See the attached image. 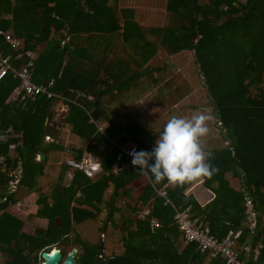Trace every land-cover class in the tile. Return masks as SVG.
<instances>
[{
    "label": "trees",
    "instance_id": "obj_1",
    "mask_svg": "<svg viewBox=\"0 0 264 264\" xmlns=\"http://www.w3.org/2000/svg\"><path fill=\"white\" fill-rule=\"evenodd\" d=\"M119 2L0 0V31L23 41L13 48L0 35V52L11 57L17 72L32 62L31 83L54 94L32 98L22 92L16 97L21 81L15 73L0 80V135L6 137L0 141L3 264H39V254L52 248L65 256L77 249L75 264H96L101 245L110 252L103 264H222L220 259L207 260L195 245L181 244L175 216L187 208L220 239L240 231L242 246L253 232L252 252L241 260L264 264V0H167L169 22L153 29L143 28L135 11L120 9ZM117 37L120 55L113 46ZM161 48L169 56L195 52L208 97L218 105V122L229 138L226 147L210 151L208 162L217 170L183 185L156 183L137 167L115 173L120 149L151 152L158 136L112 115L109 105L129 102L143 77L149 76L148 88L140 87L138 102L157 85L148 65ZM62 103L69 108L63 127L79 144L68 147L74 152L61 145L63 130L50 124ZM47 136L54 141L46 142ZM85 152L100 162L102 173L91 180L77 171L67 186L69 167L63 154L80 161ZM40 154L46 157L43 161H38ZM19 168V183L11 190ZM200 179L215 195L205 207L185 194ZM22 190L37 195L38 210L28 221L47 219L45 229L27 232L26 222L15 214ZM162 190L166 198L160 197ZM249 203L255 222L247 221ZM146 210L149 215L141 218ZM152 221L159 228L153 229ZM88 223L100 224L98 243L77 232ZM106 238L115 248L106 247ZM258 246L261 250L253 260Z\"/></svg>",
    "mask_w": 264,
    "mask_h": 264
},
{
    "label": "rangeland",
    "instance_id": "obj_2",
    "mask_svg": "<svg viewBox=\"0 0 264 264\" xmlns=\"http://www.w3.org/2000/svg\"><path fill=\"white\" fill-rule=\"evenodd\" d=\"M159 1L158 6L154 7L151 3L144 1H134V3L131 2L124 5L125 7H120L135 11L137 16L136 20L139 24L145 29H153L155 27L166 26L169 22L166 14V0ZM207 1L202 0V3L204 4ZM113 44L114 47L118 48V55H120L122 53L120 49L122 48L120 38H115ZM111 57L113 58V56ZM148 67L150 69V77L153 80H157V85L155 87L153 86L151 88L152 90L147 91L143 99L138 102V99L135 100V97L140 92V87L145 86V88H148L145 84L149 81V76L143 77L144 79L136 84V89L130 92L131 98L129 102L123 101L119 103L121 105L120 107L114 104L109 105L111 113L114 112L112 115L122 116L127 121L132 120L144 127L150 135L159 136L165 123L171 116L191 117L198 110H201L212 117L208 122L209 132L202 138L205 152L208 153L212 150H220L226 147L228 143L223 139L222 130L218 127L219 122L215 117L214 106L210 102L207 90L205 89L204 79L198 72L199 67L196 64L194 53L184 52L176 56H169L161 48L159 55L149 63ZM59 105L56 111L59 110L60 112L62 108ZM61 129H63V126ZM67 135L68 133L65 137ZM70 138L71 136H68V140ZM233 187L236 190L241 189L239 185L233 184ZM21 194H25V191L22 190ZM26 207L23 213L30 210V206ZM23 215L25 217L26 213ZM38 226L45 228L47 224L37 219L33 222L27 221L25 230L27 232H34ZM99 226L100 224L98 223H88L80 231L87 235L89 237L87 239L90 241L98 243L100 236ZM115 238L117 241L119 235H116ZM105 241H107L106 247L109 248V241L111 239L106 238ZM111 245L110 250L115 248L113 247L115 243ZM109 253L107 251L105 255H109ZM3 262L4 255L1 254L0 264H3Z\"/></svg>",
    "mask_w": 264,
    "mask_h": 264
},
{
    "label": "built area",
    "instance_id": "obj_3",
    "mask_svg": "<svg viewBox=\"0 0 264 264\" xmlns=\"http://www.w3.org/2000/svg\"><path fill=\"white\" fill-rule=\"evenodd\" d=\"M0 35L4 36L13 48H18L23 43V41L21 40L12 38L10 32L0 31ZM27 55L32 59L36 58V55L33 52H29ZM10 61L11 57H5L0 52V80H3L8 75V73L12 71L15 73V76L21 81V86L16 93V97L19 96L22 92H25V95H28L32 98H35L40 94H46L48 98L54 96V94L49 92L45 87L36 86L31 83L32 71L30 69V66L32 62H30L26 68L17 72L12 67ZM61 108L62 110L60 112L59 110L56 111V113L52 117V121L50 122V124L56 125L57 128L63 126L65 114L69 111L68 106L64 105L63 103L61 105ZM9 132H12V130H10ZM5 138L6 137L4 135H0V141L5 140ZM51 139L52 138L50 136L46 137V140ZM14 148V145L11 146V151H13ZM133 149H120V153L118 154L116 159L117 168L115 170V173H118L119 171L129 167L135 168V166H133V164L131 163L133 157L129 155V153ZM126 158L127 162L125 163L124 161ZM65 164L69 167L66 175L67 182H72L74 173L77 171L83 173L91 180L95 179L102 173L100 162L89 154H86L80 161H76V159L74 158H68L65 160ZM21 173L22 170L20 168L14 173L17 176V180L11 183V190L16 189ZM159 195L160 197L166 198V191L162 190ZM149 213V210L144 211L141 214V218L147 217ZM175 222L179 232L181 233V244L183 246L195 245L196 250L199 254L208 255L207 260L216 258L220 259L222 264H244L241 260V256L243 255L245 258H249V255L252 252V250H250V252L246 255L245 249L247 244L242 246L239 245V241L241 238L240 231L230 232L222 239L215 237L211 234L208 228L209 226L205 221L192 216L191 208H187L184 211H178L175 216ZM152 227L153 229H157L159 228V224L156 221H152ZM252 228L253 225L251 224L250 229L252 230ZM104 238L105 237L102 236V239ZM260 250L261 246H258L253 250V260H256ZM43 252L44 251L39 254L40 260H42L41 255ZM52 252L53 251H51V253ZM1 254L2 253H0V255ZM59 264H62V261Z\"/></svg>",
    "mask_w": 264,
    "mask_h": 264
},
{
    "label": "clouds",
    "instance_id": "obj_4",
    "mask_svg": "<svg viewBox=\"0 0 264 264\" xmlns=\"http://www.w3.org/2000/svg\"><path fill=\"white\" fill-rule=\"evenodd\" d=\"M211 119L201 110L191 117L171 116L152 151L133 149L129 153L133 157L131 163L141 173L154 177L156 183L167 180L172 185H183L210 177L217 169L208 162L211 153L205 152L202 138L209 132L208 122Z\"/></svg>",
    "mask_w": 264,
    "mask_h": 264
},
{
    "label": "crops",
    "instance_id": "obj_5",
    "mask_svg": "<svg viewBox=\"0 0 264 264\" xmlns=\"http://www.w3.org/2000/svg\"><path fill=\"white\" fill-rule=\"evenodd\" d=\"M134 1H144V2H147V3H151V5L154 7V6H158V3L160 2L159 0H120V2H119V5L120 6H124V5H127V4H129V3H131V2H133L134 3ZM165 4H167V0H166V2H165ZM125 7V6H124ZM167 7V6H166ZM120 9H126V8H122V7H120ZM151 14V13H150ZM152 20V19H151ZM67 114V113H66ZM65 114V115H66ZM100 131L102 132V129H100ZM63 132L65 133V136H66V134L68 133V135H67V137H65V141H64V144H61V145H63L64 146V148L66 149V151H68V152H74V151H72V150H70V148H68V147H71V146H73L74 148H78L79 146V144H78V142H77V139L76 138H72V136H71V134H70V130H69V128L68 127H64V129H63ZM68 136H71V138L68 140ZM46 142H52V141H54V140H45ZM13 146V145H12ZM85 149H86V147H85ZM86 154H89V153H87V152H85L84 153V156L86 155ZM41 155V154H40ZM39 155V156H40ZM90 155V154H89ZM38 156V157H39ZM93 157V156H92ZM40 158V157H39ZM46 158V157H45ZM68 158H72L71 156H69V155H64L63 154V159H64V163H65V160L66 159H68ZM94 158V157H93ZM96 159V158H95ZM97 160V159H96ZM38 161H40V159L38 160ZM70 184H71V182H67L66 183V185L67 186H70ZM200 184V186L197 188V189H194V187H195V185H199ZM203 184H204V180L203 179H200L195 185H193L190 189H188L187 191H186V196H193L196 200H197V202L202 206V207H205V206H207V205H209L211 202H213V200L215 199V195L212 193V192H210L209 190H207L204 186H203ZM44 190H48V186H45V189ZM20 201L17 203V205L15 206V209H14V211H15V214L17 215V216H19L22 220H24L25 222H27L28 221V216L29 215H35V213L37 212V210H38V206H37V204H36V200H37V195L36 194H26V192H25V194H20ZM27 203V204H26ZM26 206H30V210L28 211V212H25L26 213V216L24 217V215L23 214H25V213H23V211H25V208H27ZM121 206H124L123 204L121 205ZM32 208V209H31ZM35 208H36V210H35ZM26 218V219H25ZM40 220V222H42V223H46L47 224V226H48V220L47 219H39V218H34L32 221H30V222H33V221H35V220ZM29 222V221H28ZM26 226V225H25ZM46 226V227H47ZM84 226H87V225H83V226H81V227H77L76 228V230H77V232L80 234V235H82V237H84V238H89L87 235H85L84 233H82L80 230L84 227ZM38 227H40V226H38ZM45 227V228H46ZM40 228H42V229H45V228H43V227H40ZM72 238H73V236H71ZM54 249H58V248H54ZM59 250V249H58ZM72 250H77V249H71V252H72ZM78 251V250H77ZM63 253V252H62ZM105 254H106V252H105ZM77 258V257H76Z\"/></svg>",
    "mask_w": 264,
    "mask_h": 264
},
{
    "label": "water",
    "instance_id": "obj_6",
    "mask_svg": "<svg viewBox=\"0 0 264 264\" xmlns=\"http://www.w3.org/2000/svg\"><path fill=\"white\" fill-rule=\"evenodd\" d=\"M194 55H195V52H194ZM198 72L201 74V70H198ZM201 77L203 78V76H201ZM210 102L214 103L213 97H210ZM214 109H215V111H214L215 117L218 121H220L221 117L218 114L219 108H218L217 104H214ZM218 127L222 130L223 139L226 142H228L229 138H228L227 132L223 130L221 124H219ZM44 159H45V155L41 154L40 155V161H43ZM242 173H243V171H241V174ZM245 197L247 199V202H250V198H249L248 193H245ZM247 214L249 215L247 218V221L248 222H255L254 207L251 203H249V205H248ZM253 242H254V233L251 232L248 243L246 245V249H245L246 255L250 252ZM100 248H101L100 249V256H99V259H98L96 264H103L107 260L106 258H104V255H105L104 245H101ZM77 254H78L77 250H72V252H70L66 256L62 253L61 250H58V249H56V250L54 249L52 253L49 251H44L41 255L42 260L39 262V264H59L61 261H62V264H75ZM35 257H36V254H33L32 259L34 260Z\"/></svg>",
    "mask_w": 264,
    "mask_h": 264
}]
</instances>
